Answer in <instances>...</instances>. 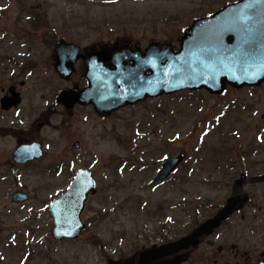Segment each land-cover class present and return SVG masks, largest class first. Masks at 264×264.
I'll use <instances>...</instances> for the list:
<instances>
[{
  "label": "rangeland",
  "instance_id": "rangeland-1",
  "mask_svg": "<svg viewBox=\"0 0 264 264\" xmlns=\"http://www.w3.org/2000/svg\"><path fill=\"white\" fill-rule=\"evenodd\" d=\"M233 1L0 0V97L10 86L22 97L17 108L0 109V264L121 262L213 214L238 191L240 173H264V83L221 95L180 91L109 115L85 106L68 113L55 100L60 90L86 83L82 64L66 79L56 72L59 40L83 51H143L165 42L178 48L193 19ZM18 139L40 142L43 156L11 166L6 159ZM177 154L185 160L154 183L162 160ZM80 170L96 182L81 212L85 226L55 240L49 204ZM243 189L244 208L182 264H215L219 245L264 251V183ZM14 191L28 200L14 203Z\"/></svg>",
  "mask_w": 264,
  "mask_h": 264
},
{
  "label": "water",
  "instance_id": "water-1",
  "mask_svg": "<svg viewBox=\"0 0 264 264\" xmlns=\"http://www.w3.org/2000/svg\"><path fill=\"white\" fill-rule=\"evenodd\" d=\"M55 54V68L63 78L70 76L73 64L82 58L86 67L84 77L88 81L81 90H62L57 101L67 106L75 102L92 104L99 114L110 113L146 97L156 98L183 90L205 89L211 94H222L227 85L234 88L258 86L264 81V2L238 0L208 17L194 20L184 30L177 50L169 43H152L143 52L121 48L111 54L106 50L83 54L75 44L61 40L55 47ZM107 61L109 65L105 64ZM20 102V94L10 87L9 95L0 99V107L9 110ZM39 152V143L21 145L14 158L21 163L38 156ZM183 159L181 154L165 159L154 182L168 177ZM243 182H264V174L254 177L241 174L235 183L240 191L235 190L217 215L174 242L143 249L136 264H178L179 255L166 257L196 246L201 236L210 234L247 201V194L241 191ZM92 187L90 173L81 172L67 193L55 203L59 236H72L79 230V213L85 193ZM26 199L23 192L12 195L15 202ZM116 264H134V260L130 258Z\"/></svg>",
  "mask_w": 264,
  "mask_h": 264
},
{
  "label": "flooded vegetation",
  "instance_id": "flooded-vegetation-1",
  "mask_svg": "<svg viewBox=\"0 0 264 264\" xmlns=\"http://www.w3.org/2000/svg\"><path fill=\"white\" fill-rule=\"evenodd\" d=\"M90 51L91 50H85V51L82 50L83 53H88ZM77 64H82V66L84 67V64H83L81 59L76 61L75 65H77ZM85 84L83 86H85ZM61 105H63V104H61ZM63 106L66 108L68 113H71L74 108L84 107V106L89 107L90 109H92L94 111L93 106H91V105H84L83 106L79 103H75V104L71 105L70 107H67L65 105H63ZM30 142L31 141H29L28 139H24L23 141H20V139H18L17 144L14 147V149H11L9 151V157L6 159L7 163H10L11 166L23 167V166L29 165V164L39 160L43 156V151H42V155L39 158H37L35 160L27 161L24 164H19V163H16L14 161L13 153H14L15 149L17 148V145L19 146V144L30 143ZM41 148H42V144H41ZM55 199H56V197L53 198L52 202L49 204V213H50V217H51L52 226L48 227V228H50L51 235L54 238H55L56 233H57V228L55 226V214L53 213L54 212L53 201ZM225 222H223L219 227H221ZM217 229H215L214 231H216ZM216 251H217L215 254L216 257L213 259L215 264H221V263L222 264H259L261 262L264 263V251L257 252V251L242 250L241 247L237 244H230L228 246L219 245V246H217Z\"/></svg>",
  "mask_w": 264,
  "mask_h": 264
},
{
  "label": "trees",
  "instance_id": "trees-1",
  "mask_svg": "<svg viewBox=\"0 0 264 264\" xmlns=\"http://www.w3.org/2000/svg\"><path fill=\"white\" fill-rule=\"evenodd\" d=\"M196 224H197V222H194L193 225H192L189 229L187 228L186 231H185L184 233L189 232V231L191 230V228L194 227V225H196Z\"/></svg>",
  "mask_w": 264,
  "mask_h": 264
},
{
  "label": "snow or ice",
  "instance_id": "snow-or-ice-1",
  "mask_svg": "<svg viewBox=\"0 0 264 264\" xmlns=\"http://www.w3.org/2000/svg\"><path fill=\"white\" fill-rule=\"evenodd\" d=\"M262 2H264V0H262ZM248 17H244V19H247Z\"/></svg>",
  "mask_w": 264,
  "mask_h": 264
}]
</instances>
